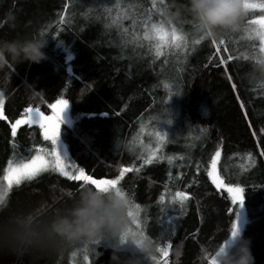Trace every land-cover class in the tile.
I'll list each match as a JSON object with an SVG mask.
<instances>
[{"label":"trees","instance_id":"16d2710c","mask_svg":"<svg viewBox=\"0 0 264 264\" xmlns=\"http://www.w3.org/2000/svg\"><path fill=\"white\" fill-rule=\"evenodd\" d=\"M171 5L172 0H0V39L36 33L48 38L39 63L0 67L6 117L0 118V226L25 217L42 225L85 185L50 168L10 188L3 179L9 161L27 162L38 150L48 159L53 148L39 126L19 125L13 136L11 123L25 108L51 114L48 105L66 99L75 120L70 127L61 123L58 136L73 172L84 168L94 179L120 177L117 186L131 202L132 229L156 241L155 259L146 264H200L203 250L210 264L207 249L230 236L237 206L207 175L217 150L216 173L244 190L239 233L250 241L254 264H264V82L253 83L259 71L254 63L264 53L248 32L262 14L248 9L234 30L210 37L189 14L173 19ZM149 15V27L175 28L187 46L181 51L161 45L157 56L158 41L144 39ZM177 191L187 194L183 204L166 205L165 198ZM117 243L102 238L16 255L3 250L0 264H113Z\"/></svg>","mask_w":264,"mask_h":264},{"label":"clouds","instance_id":"9594fccd","mask_svg":"<svg viewBox=\"0 0 264 264\" xmlns=\"http://www.w3.org/2000/svg\"><path fill=\"white\" fill-rule=\"evenodd\" d=\"M171 17L179 19L189 14L206 36L221 37L234 30L245 13L244 0H172ZM48 38L42 33L30 37L0 39V67L28 61L39 63ZM259 69L253 83L264 82V57L254 63ZM0 91V100H4ZM131 202L120 187L84 185L68 201L56 208L48 221L36 225L26 217L13 219L0 226V251L16 255L23 250H52L70 247L82 241L113 239V264H146L156 255V241L148 234L131 227ZM123 238V244L121 240ZM227 243L207 249L211 264H254L250 241L238 231ZM123 245V249L122 246ZM207 264V260H205Z\"/></svg>","mask_w":264,"mask_h":264},{"label":"snow or ice","instance_id":"6c2138e0","mask_svg":"<svg viewBox=\"0 0 264 264\" xmlns=\"http://www.w3.org/2000/svg\"><path fill=\"white\" fill-rule=\"evenodd\" d=\"M261 8L264 9V2L259 4L249 3L248 0H244V9L245 12L248 9L253 8ZM63 19V17H61ZM151 19L150 15L147 20L144 21V39L145 40H156L157 44L154 45L156 48V55L159 56L161 45L171 46L173 49L183 50V47L187 46V40L185 36L175 28H172L171 32L167 31L163 24L153 23L148 26V21ZM260 29L258 31V35H260L261 40L264 41V17H260L259 21ZM171 23V21H169ZM256 31V30H254ZM203 39V37H201ZM197 43L199 41H196ZM215 43V41H213ZM220 43H224V41H220ZM264 51V47L261 49ZM231 59V57H229ZM223 62V61H221ZM167 87V85H165ZM4 104V100H0V118L6 119L4 113L2 111V105ZM68 106V100L66 99H57L54 103L48 105L52 110L51 115H45L38 108L33 109L32 107H28L24 109V114L21 118L16 119L14 123H11V131L12 135H16V130L18 125L24 124H38L39 127L43 130V136L47 140H51L52 145H57V139L59 134V128L61 124V114ZM167 111V109H166ZM49 158L46 159L45 155H41L40 151H37V154L32 156L31 160L27 162L13 164L12 161H9V166L4 170L5 175L3 177L4 181L7 182L8 187L10 188L13 184L19 185L23 180H31L33 177L38 175L40 172L46 169H52L53 171H58L61 175L68 177L69 179L75 181H82L84 184H90L97 188L101 186H113L118 187L117 183L120 180V177L117 176L115 179H94L91 175L86 174L84 168H79L75 175L69 172L67 169L69 165L64 163L62 156L57 151L56 147H53L50 153L46 154ZM220 155L219 150L215 153V155L211 159V167L207 172L208 177L211 180V183L218 190H224L230 197L231 203L235 205L238 202H242L243 200V189L239 185H233L232 183H224L220 175L216 173V158ZM151 158H149L150 162ZM74 167V166H73ZM186 193L177 191L173 200L183 204L184 199L186 198ZM163 199V196H161ZM4 201V194H0V203ZM133 207L138 208V205H134ZM233 211V209H229V212ZM130 216H133V211L130 209ZM135 222V221H134ZM239 229L235 221L231 222V230L230 236L233 237L238 233ZM123 238L121 243L123 244ZM227 243V241H224ZM161 251L166 255L167 249H161ZM87 258V257H85ZM155 259V257H153Z\"/></svg>","mask_w":264,"mask_h":264},{"label":"rangeland","instance_id":"374dc122","mask_svg":"<svg viewBox=\"0 0 264 264\" xmlns=\"http://www.w3.org/2000/svg\"><path fill=\"white\" fill-rule=\"evenodd\" d=\"M249 3H254L253 1H248ZM261 2H264V1H256V3L257 4H259V3H261ZM255 12H260L261 14H262V16L261 17H264V9H261V8H259V7H257V8H255V10H254ZM259 18L260 17H258V18H255L253 21H252V26H251V28L249 29V34L251 35V36H253L254 38H256L257 40H259V44H261V49H262V47H264V41H262L261 40V37H260V35H258L257 33H258V31H259V29H260V23L258 22L259 21ZM247 30V29H246ZM254 30H256V31H254ZM251 32L255 35H252L251 34ZM263 53H264V51H262ZM69 108V106H67V109ZM34 109H36V108H34ZM51 114H52V111H51ZM51 114H45V115H51ZM67 124H64L66 127H70V126H72V124H71V122L73 121V120H75V118H74V116H73V120H72V118H71V116H68V111H67ZM62 123V122H61ZM41 131L43 132V130L41 129ZM59 135V134H58ZM53 147H56L57 148V151L59 152V154L62 156V158H63V160H64V163L65 164H67V165H69V167H68V171L69 172H71L73 175H75L74 174V172H73V169H75V166H74V168H73V163L71 162V160H70V158L68 157V153H67V150H66V148H65V146H64V144H62V142H61V140L59 139V136H58V139H57V145H52ZM31 160V159H30ZM210 167H211V165H210ZM210 169V168H209ZM210 179V178H209ZM6 184H7V182H6ZM225 193H226V191H224ZM226 195L228 196V194L226 193ZM228 198L230 199V197L228 196ZM174 200H173V197L172 196H167L166 198H165V203H166V205H169V204H171L172 202H173ZM230 202H231V200H230ZM166 205L164 204V203H161V206H162V208H163V210L165 211L166 210ZM231 205L232 206H237V209H238V215H237V219H236V221H235V223L237 224V226H238V229L239 228H241V226L243 225V222H244V216H243V211H242V208H241V205H240V203L238 202V203H236L235 205H233L232 203H231ZM206 254H207V252L205 251L204 252V250L202 251V253H201V256L199 257V259H198V263L200 262V264H204L205 263V260H207L206 258H205V256H206ZM210 261H211V259H209V263H210ZM211 264V263H210Z\"/></svg>","mask_w":264,"mask_h":264},{"label":"water","instance_id":"95a60500","mask_svg":"<svg viewBox=\"0 0 264 264\" xmlns=\"http://www.w3.org/2000/svg\"><path fill=\"white\" fill-rule=\"evenodd\" d=\"M2 108H3V105H2ZM52 111V110H51ZM67 111H68V109H67V107H66V109L62 112V114H61V122L62 123H64V124H67ZM22 124H24V123H22ZM21 124V125H22ZM28 125H37V126H39L38 124H28ZM19 126V125H18ZM210 263H211V261H210Z\"/></svg>","mask_w":264,"mask_h":264}]
</instances>
